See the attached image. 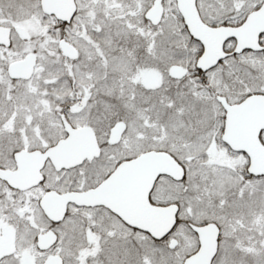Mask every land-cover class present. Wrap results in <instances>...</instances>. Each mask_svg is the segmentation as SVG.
Here are the masks:
<instances>
[{"label":"snow or ice","instance_id":"6c2138e0","mask_svg":"<svg viewBox=\"0 0 264 264\" xmlns=\"http://www.w3.org/2000/svg\"><path fill=\"white\" fill-rule=\"evenodd\" d=\"M0 264H264V0H0Z\"/></svg>","mask_w":264,"mask_h":264}]
</instances>
